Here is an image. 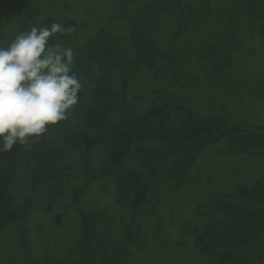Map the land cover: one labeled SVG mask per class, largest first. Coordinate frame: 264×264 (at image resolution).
<instances>
[{
    "label": "rangeland",
    "instance_id": "obj_1",
    "mask_svg": "<svg viewBox=\"0 0 264 264\" xmlns=\"http://www.w3.org/2000/svg\"><path fill=\"white\" fill-rule=\"evenodd\" d=\"M31 1L33 12L74 25L70 37H75L66 45L68 36L52 37L64 47H87L103 32L116 38L121 50L129 49L131 40L125 42L124 37L135 29L138 37L148 38L169 54L173 69L167 76L156 82L140 74L130 83L126 111L144 114L159 99L177 96V107L192 111L198 121L203 116L209 123L219 116L230 128L245 123L253 144L264 141V0ZM0 12L3 44L17 36L4 17L9 21L17 17L9 7ZM178 113L174 118L179 126ZM148 132L155 136V131ZM145 143L142 146L148 148L155 141L149 138ZM247 143L201 146L200 156L188 168L186 183L169 188L165 179L144 180L150 190L138 205L121 201L114 181L97 179L104 153L93 154L88 172L68 158L63 176L58 171L54 189L43 192L40 188L37 194L26 195L33 196L34 203L1 235L0 264H28V258L34 264H53L71 256L67 253L79 236L80 211L97 215L92 214L97 220L94 230L103 238L107 234L113 249L120 248L121 260L118 255L113 264H204L193 249L198 205H204L215 189L227 191L264 176V152H244ZM130 150L137 155L136 146ZM138 160L140 156L127 162L136 168ZM17 174L15 182L25 177L22 167ZM124 230L129 234L126 239L120 237ZM258 248L264 252V236ZM255 254L256 250L250 264H258Z\"/></svg>",
    "mask_w": 264,
    "mask_h": 264
},
{
    "label": "trees",
    "instance_id": "obj_2",
    "mask_svg": "<svg viewBox=\"0 0 264 264\" xmlns=\"http://www.w3.org/2000/svg\"><path fill=\"white\" fill-rule=\"evenodd\" d=\"M6 7L17 17L11 21L4 17L5 24H11L16 35L30 31L33 26L50 27L59 21L43 12H33L31 0H0V11ZM60 24L65 28L74 27L67 21ZM134 30L124 37L125 42L131 40V49L121 50L120 42L103 32L92 38L87 47H72L75 52L73 71L82 84L78 105L65 121L49 128L30 150L16 145L10 152H0V238L33 205V196L26 197L27 194L35 195L40 188L43 192L55 188L58 171L63 176L68 158H74L84 172H88L93 154L104 153L97 179L106 177L114 181L119 199L138 205L145 202L150 190L144 180L151 183L165 179L169 188L186 183L188 168L200 156L201 146L246 141L249 143L244 152H264V141L253 144L250 136H246L245 123L230 128L221 123L223 118L219 116L209 123L203 116L198 121L192 111L177 107V96L159 99L144 114L137 115L134 109L126 111L129 107L126 90L137 76L144 74L157 82L173 69L169 54L162 53L148 38L138 37ZM57 35L68 36L65 45L75 37H70V33ZM15 37L0 43V47L9 46ZM50 43L55 44L53 38ZM158 95L164 97L161 92ZM178 111L179 126L174 114ZM178 127L180 132H177ZM149 129L155 131V136ZM149 138L155 143L143 147ZM135 146L137 155H132L130 147ZM138 156V167L128 164V159ZM18 167H22L25 177L15 182ZM22 193L25 196L21 197ZM77 193L80 192L77 190ZM92 214L78 212L81 225L78 239L67 253L71 256L53 264H113L120 256V248L113 249L106 240L109 236L106 234L103 238L94 230L97 220ZM192 232L194 252L204 264H250L254 250L258 264H263L264 252L258 247L264 236V176L259 175L250 184H239L227 191L215 189L204 205H198ZM127 236L124 230L120 237L126 239ZM27 263L34 264L31 258Z\"/></svg>",
    "mask_w": 264,
    "mask_h": 264
},
{
    "label": "clouds",
    "instance_id": "obj_3",
    "mask_svg": "<svg viewBox=\"0 0 264 264\" xmlns=\"http://www.w3.org/2000/svg\"><path fill=\"white\" fill-rule=\"evenodd\" d=\"M71 31L55 22L33 26L0 47V152L16 145L30 150L78 105L82 84L73 71L75 52L50 43Z\"/></svg>",
    "mask_w": 264,
    "mask_h": 264
}]
</instances>
